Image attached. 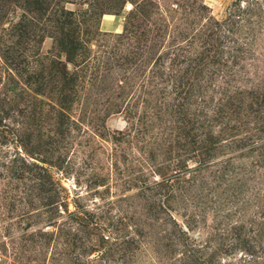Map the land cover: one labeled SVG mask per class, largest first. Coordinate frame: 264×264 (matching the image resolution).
Listing matches in <instances>:
<instances>
[{"label": "rangeland", "instance_id": "374dc122", "mask_svg": "<svg viewBox=\"0 0 264 264\" xmlns=\"http://www.w3.org/2000/svg\"><path fill=\"white\" fill-rule=\"evenodd\" d=\"M0 264H264V0H0Z\"/></svg>", "mask_w": 264, "mask_h": 264}]
</instances>
